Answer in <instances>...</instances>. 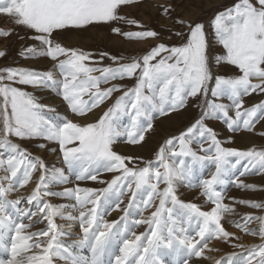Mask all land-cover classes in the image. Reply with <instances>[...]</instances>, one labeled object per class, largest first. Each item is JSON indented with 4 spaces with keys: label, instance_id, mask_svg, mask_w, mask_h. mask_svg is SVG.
<instances>
[{
    "label": "snow or ice",
    "instance_id": "snow-or-ice-1",
    "mask_svg": "<svg viewBox=\"0 0 264 264\" xmlns=\"http://www.w3.org/2000/svg\"><path fill=\"white\" fill-rule=\"evenodd\" d=\"M137 2L0 0V13L13 17L14 24L30 30L33 33L30 38L38 41V45L26 46L19 55L23 59L47 58L53 65L52 70L44 72L14 67L0 69V173H3L0 175V241L11 234L10 247L3 245L10 252V258L0 264H55L57 260L64 264H98V258L113 245L119 253L115 264H165L160 255L162 249L182 252L184 264H190L191 259L204 257L211 241L231 243L239 239L222 224L226 214L235 212V208L224 203V195L217 186L223 185L225 177L242 161L246 163L239 176L252 169L257 173L264 171V151L222 146L217 133L205 121L222 120L235 133L241 129L251 132L259 120H264V101L245 108L243 99L252 93H264V0H236L211 21L215 38L225 51L215 62L233 66L238 73L230 78L213 75L209 42L202 23L193 25L177 20L176 23L188 29L186 35L175 33L184 37L182 45L159 43L142 58L127 63H119V58L106 52H101L100 60L95 61L91 53L67 48L55 39L64 30H86L102 24L113 25L111 31L128 40L157 39L159 33L154 30L125 32L113 24L122 21L143 28L139 22L121 16L119 11L122 6ZM162 12L167 15L169 9L162 7ZM9 35L11 32H0V36ZM5 55L0 51V57ZM106 56L117 66H90L102 62ZM55 72L60 74V80L56 79ZM97 72L99 76L93 75ZM125 79H134L135 85L127 90L117 84L101 88L102 84ZM254 80L258 83H253ZM14 85L55 90L76 117H87L114 93L121 95L95 122L81 124L66 119L62 125H55L41 114L45 106ZM197 97L202 98L200 117L178 136L166 139L156 153L155 163L113 150L120 136L126 137L129 144H141L146 134L153 131L155 119L179 112L190 98ZM225 98L229 104L217 102ZM49 110L55 111V108ZM122 117L127 118L126 127L118 124ZM10 137L48 142L40 143V149L55 144L49 151L59 153L63 166L49 167L41 158L33 157L13 143ZM204 143L209 147L205 148ZM194 144H199V151L194 150ZM137 161L144 166L139 167ZM195 166L214 169L198 185L200 195L210 205L207 210L196 203L182 202L178 197V186H192L190 178ZM37 172L35 187L27 197L8 199L33 183ZM102 172L115 175L110 181H102L99 180ZM71 173H76L77 181L91 180L107 186L67 187ZM233 182L238 188L255 190L235 176ZM161 185H164L162 189ZM60 186H64L62 191L53 190ZM126 193L130 196L124 215L119 220L106 221L101 208L109 205V198L114 196L117 202L110 210H120ZM52 197L71 199L74 203L55 205L47 199ZM137 200L144 209L155 207L149 219L134 221L137 225H149V230L139 235L130 232L126 223L124 231L118 227L127 221L129 209ZM234 203L264 208V204L242 200ZM31 205H35L36 211L28 207ZM8 208L13 209L15 218L6 211ZM176 208L183 210V219H177ZM34 218L36 224L46 222V227L28 231L34 227ZM57 218L72 222L66 225L68 232L63 231L65 225L56 223ZM253 220L260 222L258 232L248 226ZM73 223L78 224L82 233L79 244L90 248V261L79 259L71 251L72 246L62 242V238L70 235ZM234 226L264 240V217L245 216ZM243 264H264V243L248 250Z\"/></svg>",
    "mask_w": 264,
    "mask_h": 264
},
{
    "label": "rangeland",
    "instance_id": "rangeland-1",
    "mask_svg": "<svg viewBox=\"0 0 264 264\" xmlns=\"http://www.w3.org/2000/svg\"><path fill=\"white\" fill-rule=\"evenodd\" d=\"M236 0H138L137 3L122 6L120 11V15L125 17L128 20H135L139 22L143 28H136L135 26H129L124 22H113L115 26L121 28L122 31H138V30H154L159 33V37L157 39H148L143 41L136 40H128L124 37L117 35L111 31V27L113 25H97V26H89L86 30H74L76 32L77 40L64 39L63 34L68 30L62 31L59 35H55L56 41L62 44L67 48L84 50L86 52L91 53L95 61L100 60V53L106 52L109 56L119 58V63H127L133 59L142 58L143 55L147 54L152 47L158 45L159 43H163L166 46H180L184 42V37L175 35L176 32H182L185 35L188 32L187 27L182 26L181 24L176 23L177 20H183L186 22H190L193 25L196 23H202L205 25L206 36L209 42L208 54L212 58L213 67L212 73L214 76H225V77H234L237 75V71L233 68V66L227 65L226 63L215 62L216 57H221L225 55V51L218 43L215 38L214 30L211 27V21L215 14L218 12L224 11L225 9L231 7ZM162 7H167L169 9V13L167 15L163 14ZM0 32H11L9 36H0V51H4L6 55L4 57H0V69L5 68H23L27 70H37V71H48L52 70V62L47 58H38V59H23L19 53L26 47L32 45H38V41L31 39L30 37L33 33L30 30H27L21 26L14 24L13 17H10L6 14L0 13ZM67 34V33H66ZM81 37H80V36ZM79 36V38H78ZM93 67H103V66H112L116 67L117 65L113 63L111 59L107 56L103 59L102 62L90 64ZM57 80L61 79V76L58 72L54 73ZM93 75L99 76L100 73H94ZM253 83H258V81H253ZM112 84L122 85L125 90L132 88L135 85L134 79H125V80H117L112 81L109 84H102L101 88L111 87ZM18 88H21L24 91H27L31 95H33L39 104L45 106L41 110V114L49 120L51 123L57 125L53 118H61L62 123L65 122L66 119H71L74 122L79 121L81 124L92 123L97 121L103 113L114 103L115 99L121 95V93H114L112 98L106 101L104 104L100 105L98 108L94 109L92 112L88 113L87 117H76L74 116L70 110L67 108L66 102L62 100L60 96H58L55 90L42 89V88H33L23 85H14ZM87 99V97H85ZM190 98L187 101V106H190V110L188 111L187 106L180 110L179 112H174L170 118L166 117H158L154 120V129L153 131L146 134L145 139L148 141L149 145L143 146L125 144L116 142L113 144V150L123 156H131V157H142L145 162L152 161L155 163L156 161V153L158 149L164 144L166 139L178 136L182 131H184L188 126H190L196 119H198L201 115L200 105L202 104V98L197 97V102L195 100H191ZM196 99V98H195ZM244 99L245 108L254 106L262 101H264V93H252L249 96H246ZM191 100V101H190ZM195 102L196 106L194 109H191L190 102ZM219 103L229 104L226 98L220 101ZM56 105V106H55ZM55 108V111H50L49 109ZM48 114L46 116L45 114ZM234 114V113H233ZM172 121V122H169ZM62 123L60 125H62ZM206 125L213 129L218 138L222 142V146L237 149V150H257L264 151V120H259L255 126L253 131H244L243 129L233 133L227 129L226 124L222 120L218 119H209L205 121ZM126 126V125H125ZM122 127V126H121ZM13 143L19 144L22 149H26L30 155H42L45 160L53 158L55 156L57 159L61 160L59 153L49 151L50 148L56 147L55 144H48V147L45 149H40L38 145L40 143H48L43 140H18L15 137H10ZM230 141V142H229ZM199 144H194L193 148L196 151H199ZM204 147L207 148L209 145L204 143ZM202 154V153H200ZM62 161V160H61ZM139 167H143L144 164L139 163L137 161ZM233 169V173L235 175L236 172L243 170V164ZM198 168V169H197ZM195 170V177L197 182L195 183L196 189L191 190L189 186L182 185L183 189L181 190V185L178 186V197L182 202H191V203H199L198 200H202V204L208 205L205 201L206 198L200 195V188L198 187L199 182L202 178H205L207 174L214 170L208 168L206 172H199V167L195 166L193 171ZM201 173L200 176H198ZM3 174V173H1ZM35 175V174H34ZM114 173H101L100 176H104L102 181H110ZM76 173L70 174L72 179H75ZM99 176V177H100ZM233 177L231 172L225 177V183L223 185L217 186V190L220 191L224 198L227 196L229 192V185L234 184V188L237 191V194L234 197L229 198L230 206L235 208V212L229 213L226 218H228L227 223L225 222L224 228L230 232L234 233L235 236L239 237L238 240H232L231 243H225L222 241L223 247L226 249V255L224 258H228L234 254L240 253L243 254V260L248 255V251L253 247H257L260 244L264 243V240L259 238V235H248L244 232H241L234 225L237 222H242V218L245 216H253V217H264V208L253 209L251 207L243 206L239 203H234V201H245L248 203H257L264 204V171H260L257 173L256 169H252L251 171L245 173L244 176L235 175L236 179L243 183L244 185L250 186V190L248 188H238L236 183L233 182ZM90 181V180H88ZM97 186H92V188L100 189L104 188L107 185L104 183H97ZM164 185H161V189ZM189 188V189H188ZM233 188V189H234ZM188 189L190 191H195V195L189 197L191 200L187 201L188 198H185V190ZM125 201L129 200L130 194L126 193ZM124 195V196H125ZM123 196V197H124ZM122 197V200H123ZM146 198V197H145ZM9 200H12L8 197ZM61 199V198H59ZM61 200H69V199H61ZM113 201H117L116 197L113 196ZM138 206H134L129 209V217L126 222H121L118 227L121 228V231H124L123 225L126 223L130 232H136V234H143L149 230V225L146 224L144 229H140L145 224H134V219H138L142 217V213L148 211V209H144L143 205L139 200ZM116 203V202H115ZM110 203L108 206H103L101 208L102 213H105L104 217H107L111 214L113 210H110ZM159 201H155V204L158 205ZM170 206V205H169ZM199 206V205H198ZM210 206V205H208ZM32 211H36L35 205L28 206ZM155 211V207L152 206ZM178 210V215H177ZM10 214L15 218V213L13 209L8 208ZM182 209L176 208L174 209V214L177 219H182L181 213ZM151 216V215H150ZM36 219V218H34ZM260 222L258 220H253L248 226L250 229L259 230ZM11 234L5 236V240L3 245H8L10 242ZM70 236V235H69ZM82 236L80 232L78 235H75L74 243L78 247L79 250L71 251L73 254L79 255L80 253L86 251V245H80L79 239ZM131 238V237H129ZM252 238V240H249ZM243 245V247H235L234 245ZM67 245V244H66ZM5 248V246H3ZM113 250H118L116 245H113ZM177 256V253H175ZM168 258V255L165 254L163 256V260L165 261ZM7 258H0V260H6ZM196 258L191 259L194 260ZM84 260V259H83ZM240 262L239 264H243ZM64 262L62 260H57ZM174 264H177L176 261Z\"/></svg>",
    "mask_w": 264,
    "mask_h": 264
},
{
    "label": "bare ground",
    "instance_id": "bare-ground-1",
    "mask_svg": "<svg viewBox=\"0 0 264 264\" xmlns=\"http://www.w3.org/2000/svg\"><path fill=\"white\" fill-rule=\"evenodd\" d=\"M67 33V34H66ZM76 32L74 30H68L67 32H65V34H63V38L64 39H71V40H75V41H78L77 40V36H76ZM80 36V35H79ZM78 36V38H79ZM81 37V36H80ZM191 100H195L196 102L198 101L197 98L196 99H191ZM190 100V101H191ZM189 101V102H190ZM190 105H191V109H194L195 106H196V103L195 102H190ZM56 106V105H55ZM188 108V111L190 110V106L188 105L187 106ZM46 116H48V114L46 113L45 114ZM170 117V116H169ZM174 116H171L170 118H173ZM175 119V117H174ZM53 120H55V123L57 125H60L62 123V119L61 118H53ZM169 122H172L169 120ZM141 145L143 146H146L149 145L148 141L145 139L144 142L141 143ZM33 156V155H32ZM33 157H39L41 158L45 164H47L49 167H52V166H55V167H62L63 164H62V161L57 159L55 156H53V158H50L48 160H45L43 158L42 155H34ZM199 167V166H198ZM210 168V167H209ZM198 169V168H197ZM206 170L208 171V168H200L199 167V172H206ZM72 174V173H71ZM232 176H235L238 174V172L234 173L231 172ZM0 175H2L0 173ZM39 175V172L35 173V175L33 176V183H30L28 186H26L25 188L23 189H19L17 192L9 195V198H11L12 200L13 199H16L17 197L19 196H24V197H27L31 192L32 190L34 189L35 187V179L36 177H38ZM201 173L198 175L200 176ZM103 177L104 176H100L99 177V180H103ZM71 178V177H70ZM191 180V190H195L196 189V177H195V170L193 171V174L190 178ZM99 182H94V181H77L76 179H72L71 178V183L69 185H67V187H74L76 185H79L80 187H88V188H92V186H97ZM182 186V185H181ZM63 187L64 186H60V187H56L54 188L53 190L54 191H62L63 190ZM234 184H230L229 185V192L227 194V196L224 198V203L226 204H230V202L228 201L229 198L232 196L234 197L236 194H237V191L236 189L234 188ZM183 189V186L181 187V190ZM189 189V188H188ZM186 189L184 192H185V198H188L187 201L191 200L189 197L195 195V191H190ZM125 198H126V195L123 197V203L120 205V210H113L111 212L110 215H108L107 217H104V219L106 221H113V220H119L121 216L124 215V211L123 209L127 206L128 204V201H125ZM49 199L53 204L55 205H61V204H64V205H68L70 206L71 204L74 203V201H72L71 199L69 200H61L59 198H55V197H52V198H47ZM110 200V203H115L117 201H113V196L109 198ZM158 200V199H157ZM156 200V201H157ZM199 203H196L197 205H199L203 210H207L210 208V206L206 205V204H202V200H198ZM139 205V202L136 201V204L135 206H138ZM32 206V205H31ZM105 206H108V205H105ZM103 208V207H102ZM69 211H71V207H69L68 209ZM153 208L151 206V208L148 210V211H145L144 213H142V217L138 218V219H143V220H147L150 218V215H151V212H152ZM8 212V211H7ZM9 213V212H8ZM177 215H178V210H177ZM229 214H226V216H228ZM264 216V215H263ZM183 219V218H182ZM137 220V219H134V221ZM228 221V218L225 217L224 220H222V224L223 226L225 225V222L227 223ZM27 223V221H25ZM56 223L58 225H65V227L63 228V231L65 232H68V228L66 227V225L68 223H72V222H68V221H65V220H61L59 218L56 219ZM33 224H34V227L30 228L28 231L30 232H36L38 230H41L43 228L46 227V222L45 223H40V224H36L35 223V219L33 220ZM148 225V224H147ZM260 225V224H259ZM146 227V224L141 227L140 229H144ZM195 226H193V229H194ZM258 232V231H257ZM80 233V230H79V227H78V224L77 223H73V227L71 229V233H70V236L66 237V238H62V242L66 245H71L73 247V250H79L80 247H78L77 245H75L74 243V240H75V235H78ZM136 233V232H135ZM4 240L5 238L0 241V258H7L9 259L10 258V252L8 250H6V248L3 247V243H4ZM249 240H252V238H249ZM8 247H10V242L8 243L7 245ZM86 248H89L87 245H86ZM211 249V250H209ZM248 251V250H247ZM171 251L169 250H161V258H163V256L165 254L168 255V258L164 261L165 264H174L175 263V260L174 258L176 257L174 252L169 254ZM118 250H113V246L109 249V251H107L103 256H100L98 258V264H115V257L118 255ZM226 255V249L223 247L222 245V241L220 240H213L209 243V248L205 250V253H204V257H201L199 259H194L192 261H190V264H216L217 261H221V264H224L225 261H227V264H239L240 262H242L243 260V254H240V253H237V254H234L228 258H224ZM79 259L81 260H91L92 259V255H91V251L90 249H87L86 251L80 253L79 255H76ZM206 257V258H205ZM6 259V260H7ZM6 260H0V261H6ZM55 264H64V262H61V261H55Z\"/></svg>",
    "mask_w": 264,
    "mask_h": 264
},
{
    "label": "crops",
    "instance_id": "crops-1",
    "mask_svg": "<svg viewBox=\"0 0 264 264\" xmlns=\"http://www.w3.org/2000/svg\"><path fill=\"white\" fill-rule=\"evenodd\" d=\"M127 118L126 117H122L119 121H118V124L122 127H126L127 126ZM126 125V126H125ZM117 141L120 142V143H125V144H129L126 142V137L124 136H120L117 138Z\"/></svg>",
    "mask_w": 264,
    "mask_h": 264
}]
</instances>
